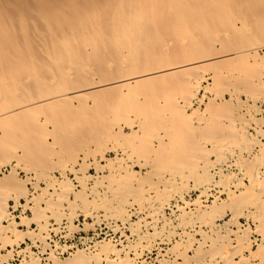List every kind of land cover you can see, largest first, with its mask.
<instances>
[{"label":"bare ground","instance_id":"bare-ground-1","mask_svg":"<svg viewBox=\"0 0 264 264\" xmlns=\"http://www.w3.org/2000/svg\"><path fill=\"white\" fill-rule=\"evenodd\" d=\"M171 47L183 59L171 62L170 58L169 63L156 59L160 56L156 50ZM244 62L254 71L250 85L259 88L261 95L232 86L213 93L212 85L248 79L249 72L244 69L248 64ZM236 63L241 66L228 67H236ZM204 66L211 73L200 74ZM183 76L185 94L181 92L174 101L158 102L156 109L160 107L164 119L175 121L185 135L184 130L200 132L219 125L229 129L233 126L237 141L227 142L230 145L219 140L201 141L185 149V162H192L185 170L175 166L176 169H161L157 157H141L136 148L145 146L155 155L164 150L171 155L177 152L171 145L175 147L177 143L168 128L153 131L151 119L157 111L145 96L154 82ZM28 85L47 86V90L32 98L24 94L13 105L0 104V118L40 105L54 111L57 104L69 99L78 101L82 95L91 98L90 109L94 112L100 104L97 98L115 90L121 91L116 105L121 99L130 102L137 98L139 102L131 101L130 111L110 118L112 124L105 128L110 138L105 137L107 142L101 149L93 140L94 145L85 149L78 161H72L64 170L59 168L58 177L44 175L48 179L43 178L46 187L42 191H50V195L43 202L42 213L50 210L52 216H24L36 202L27 192L11 194L4 200L0 229L10 235L8 238L14 236L7 238V250L21 248L22 241L29 238L34 244L43 243L42 253L48 248L52 262L59 263L58 247L46 242L53 226L50 219L58 226L65 221L64 225L74 229L77 216L65 212L78 207L96 223L106 220L115 232L128 226L136 245L120 248L112 241L99 243L95 250L92 248L94 251H78L71 260L62 261L64 264H137L145 250L152 251L156 239L170 243L172 237L178 238L177 245L162 264H264V256H260L264 249V128L258 118L264 113V0H0V100ZM47 116L41 121L43 127L52 124L56 133L54 118L48 121L51 117ZM78 125L79 131L85 127L76 124L68 134H80ZM74 130L77 132L72 133ZM56 134L52 138L49 135L54 141L51 144L63 147V141V145L56 141ZM87 161L94 174L81 168ZM13 163H5L3 169ZM236 170L240 173L230 179ZM3 175L2 172L1 180L6 177ZM8 177L7 180L11 178ZM190 181L194 182L192 189L199 193L195 201L187 199ZM6 184L12 187V183ZM223 196L230 204L226 205L228 212L225 208L217 210L225 205ZM211 198L213 201L207 204ZM21 208L22 216L13 215ZM36 209H40L39 205ZM167 210L178 211L179 221L168 218ZM134 215L142 219L133 223ZM251 224L260 241L252 238ZM197 236L201 241L196 240ZM20 253L26 257L21 264H41L40 256L30 247ZM1 256L0 264L10 263L13 258Z\"/></svg>","mask_w":264,"mask_h":264},{"label":"rangeland","instance_id":"rangeland-1","mask_svg":"<svg viewBox=\"0 0 264 264\" xmlns=\"http://www.w3.org/2000/svg\"><path fill=\"white\" fill-rule=\"evenodd\" d=\"M216 32L217 31H215L214 33H216ZM217 33L219 34V32H217ZM208 34L211 35L210 33H208ZM208 34H207V36H208ZM174 47L168 48V50H167V48L165 50L160 49L161 51L156 50V52H157L156 54L159 53L161 56V58L159 56L156 59H159V60L164 59L163 60L164 63H169L171 60H172L171 62H177L178 60L180 61V59H183L182 56H180V55L178 56V54H176L175 51H177V50ZM173 48H174V51H173ZM177 49H178V47H177ZM169 53H171V54L169 55ZM173 53H174V55H173ZM184 53H185V51H184ZM182 54H183V52H182ZM183 56L185 57V55H183ZM170 58H171V60H170ZM173 59H175V60H173ZM237 64L238 63H236L235 66ZM243 64L246 66L248 63L244 62ZM229 65H233V63H231ZM239 66H241V65L239 64L236 67H234V66H228V67H231V68L233 67L236 69ZM248 66H249V64L246 66L247 68H244V69H245V71L249 72V75H248L249 80L248 79H246L245 81L243 80L244 82L242 80L241 81H234L235 83L233 81H232V83L225 81V82H222L219 85H217V87H213V85H212V87H210V88L214 89L213 93L219 92L223 89L226 90V89L232 88V87L238 91H242V92L246 91V92H250L252 94H257V95L262 93V91L261 92L259 91V88L252 87L250 85V83H251L250 79H251V77H253L254 71H253V69L248 68ZM204 67L207 69V66H204ZM201 68H199V70ZM206 69L204 70V68H202V70L199 71L200 74L211 73V69H207V70ZM248 70H250V71H248ZM183 79H184V76L183 77H177V78H171L170 77V79L168 78L166 80L154 82L153 84H151V89L148 92L149 94L145 96V97H148L147 99L153 101V103H154L153 106L155 108L154 109L152 107L153 111L154 110L157 111V113L154 111L155 113L153 114V117L150 116L153 118V119H151L152 120L151 121V128H153L155 126L153 128V131L168 128L171 131V133L173 135H175L174 141L177 143V145H174L175 147H172V145H171V149L174 148V149H176L175 152L177 151L175 154H174V151L171 152L172 156L170 155V153L166 152L165 150L162 153H159V154L156 153V155H155V152L150 151V149H151L150 147L145 148V146H143V148H141L139 146L138 147L139 149L136 148V152L141 157L145 156V158H147V157L150 158V156H151V158H153V159H155L157 157V165H159V168H161V169H166V168L168 169L170 167L169 169H171V168L176 169L177 168V170H183V169L185 170V168H187L189 166V164L192 163L191 159L189 160L190 162H185V149L187 150L189 147H193L194 146L193 144L196 145L197 143H199L201 141L210 140V139L211 140H219L220 142L222 141V143H224V141H225L226 145L227 144L230 145L231 142L235 143L237 141V139H235L237 137H235L236 135L234 134L235 129L232 128L233 126L231 127L232 129L231 128L229 129L228 126H227L228 128L227 127L221 128L219 125V127H216V129H214L213 127H212L213 129H210V127H209V129H205L203 131L201 130L200 132H199V130L197 132L194 131L195 133L192 132L193 130L192 131L191 130H187V131L184 130L188 136L191 135L190 137H188L187 135L184 134L183 130L181 131L178 128L177 123H174L175 121L167 120L168 118L164 119V117H166V116L161 115L160 107L156 109L158 102L166 100V99L169 101H174L175 96L177 98L178 94L181 95V92H182V95H183V93L185 94V91L182 90ZM207 84H210V83L207 82ZM32 86L28 85L27 87L24 86V87H19L18 89L16 88L15 90H12L11 96L8 95L7 98H5L4 100L1 99L0 104H3V103L4 104H9V103L10 104H12V103L16 104V103L20 102V100H21L20 98H22V97H25V96L26 97L30 96V98H32V96L36 97L37 94L40 95L39 93L41 91H43L45 89L47 90V88H46L47 86L45 88L44 87L39 88L35 85H32ZM141 89L143 91H145L144 87ZM147 89H148V87H147ZM215 90H217V91H215ZM224 90H223V92H224ZM211 93H212V91H211ZM24 94H25V96H24ZM106 94L107 95H104L102 93L101 96L98 95L100 97L97 99L99 100L98 103H100V104H98L99 107H97L98 111L94 110V112L92 109H90V105L92 104L91 98L90 97L88 98V95H84V96L82 95L79 97L78 101L69 99L68 101L66 100L64 102H61L60 104H57L56 109H54V111H50L47 108V106L40 105V107L37 106L38 108L37 107H33L34 109L29 108L28 110H24L23 112H20L19 114H16V115L13 114L12 116L0 118V175L3 172V174H4L3 177L4 176L11 177L9 180H7L5 177L4 179H6V181H4V179L3 180L0 179V203L2 202L0 204V206L2 204H4L5 199L9 198V196L10 197L12 196L11 194L17 193L19 195H22L25 192H27V193L32 195L31 198H33V200L35 199L36 202L35 203L32 202V206H33L32 210H25L24 216H27L29 218L43 217L44 214H45V216H52V214H51L52 211H50V210H46L45 213L43 210L44 214L42 213V208L45 207L44 203L49 198V195H50V191H48V192L46 191L47 194L44 190L42 191V189H44L46 187L45 186L46 182H45V180L43 181V178H45L46 176L47 177L49 176L48 178H50V179L52 178V176L58 177L59 173L61 171L60 169L64 170L65 167L67 168L68 165H70L69 163H71L72 161L75 162L76 159H77L76 161H78L80 159L81 155L84 154V152L86 150H88V147L90 148L91 146L94 145L93 142L95 144L99 143L100 144L99 148L101 149L105 145L104 143H106L107 140L110 138V136L108 135V133H110V131L107 133V131H106L107 129H105L108 126L110 128V126L112 124V123H110L111 122L110 118L114 115L122 116L123 115L122 111H124V112L130 111L129 109H130V102L131 101H136V103L139 102V101L137 102V100H138L137 98L136 99L134 98V100L131 99L130 102L128 101V99H121L120 103L116 105L115 102H116L117 98H119L121 96V91L115 90L109 94L108 93H106ZM180 95H179V97H180ZM156 101H157V103H156ZM124 107H126V108H124ZM136 107H138V106H136ZM142 108H144V106ZM231 108L232 107H230L228 109H231ZM158 109H159V112H158ZM225 110H226V108H225ZM262 110L264 112V104H262ZM228 114H231V113H228ZM45 115L46 116L49 115L51 117V120H49V118H48V121H52V119L54 118L53 123L56 122L54 124L55 125L57 124L56 125L57 129L55 131L57 134L53 133L54 131H52L53 130L52 124H50L52 127L50 125H48L47 128L43 127L44 124L41 123V121H43ZM156 115H157V117H155ZM261 115L262 116H259L258 118H259V121L261 120L260 121L262 124V125L260 124L261 127L264 128V126H263L264 125V121H263L264 120V113H262ZM233 116H232V118H233ZM232 118H230V119H232ZM167 123H170V124H167ZM76 124H82L83 125L82 128L84 126L87 128H85V127L83 129L81 128L82 130H80L81 131L80 132L79 131L80 128L78 125L77 129L81 135L75 134L76 136H72V135L68 134ZM88 125H90V126H88ZM102 127L105 130H103ZM58 128H59V130L61 129L60 132H59ZM94 128H95V130H94ZM218 128H219V130H218ZM90 129H91V132L89 131ZM92 129L94 130V132ZM175 129L177 132L174 131ZM50 130L52 131L51 133L49 132ZM76 130H74L72 133H74ZM208 130H210V131H208ZM231 130H232V132H231ZM4 131H6V132L4 133ZM213 132H216V134L215 133L213 134ZM2 133H4L5 135ZM90 133H92L94 135L91 136L92 134L90 135ZM201 133H203V134H201ZM52 134L53 135L56 134L55 136H56V138H58L56 141H58V143H59V140L61 141L60 144L63 145V143H64L63 147L58 145V144H56V146L51 144L54 142V141L53 142L50 141V139L53 136ZM183 134H184V136H183ZM49 135L50 136L52 135L51 138L49 137ZM181 135H182V137H181ZM209 135L212 138H210ZM105 137L107 138V140L105 139ZM187 137H188V139H187ZM103 138L105 139V142H104ZM183 138L185 139V142L182 141V140H184ZM200 138H202V139H200ZM100 139H102V140L100 141ZM186 139H187V141H186ZM234 139L236 141H234ZM115 140L116 141L119 140L118 136H117V138H115ZM62 141H63V143H62ZM180 141H182V142H180ZM227 142H230V143H227ZM183 143H187V144H183ZM190 144L192 146H190ZM148 151H150V152H148ZM152 153L154 156L152 155ZM168 154L170 155V157H168L169 156ZM109 157L110 158L113 157V154H109ZM160 157H162V158H160ZM7 162H14L13 163L14 167L12 165L10 168L3 169L4 164ZM87 163L89 164V162L88 161L85 162V164L87 166L84 165V166H81V168L87 169L89 173L94 174L95 171L92 170L90 167L88 168ZM183 163H184V165H183ZM185 163H186V165H185ZM257 163H259V162H257ZM173 166H175L176 168ZM79 168L80 167H78V169ZM238 173H240V172L237 170L234 173L232 172V175H230L229 178L231 179L232 176H235V174L238 175ZM46 174H49V175H46ZM44 175H46V176L44 177ZM47 177L45 178L46 181L48 179ZM70 178H73L72 175H70ZM230 179H228L227 182H230ZM7 181H8L9 185H10V183H12V187L7 186V184H6ZM244 183H246V182L244 181ZM188 185L190 187V191L187 195V199L189 201L197 200L199 197V193H197L196 191H194L192 189L194 182L190 181V183H188ZM15 188L16 189L18 188L17 189L18 191ZM182 190H185V187H183ZM70 198H71V196H70ZM222 199H224L223 201H224L225 205H220L218 207L219 209L217 208V210L220 211V209L222 210L223 208H225L223 210L228 212L229 208L226 205L229 203V201L226 198V196H223ZM209 200H208L207 204H210L213 201L212 198ZM22 203L25 204V201H22ZM173 203H174V201H173ZM11 205H13V203H11ZM38 205H39L40 209H36L38 207ZM228 205L230 206V204H228ZM1 207H3V206H1ZM1 207H0V209H2ZM77 208H74L72 211L68 210L65 212L67 214H71V213L73 214V212H74L75 213L74 215L77 216L74 219V225L76 226V228H74V229L70 230L68 228V225H64L66 223L65 221L62 223V225L58 226V225H55L56 221L54 219H52V218L50 219V224L53 226L50 228L51 229L50 238L46 242L49 243V245L51 247H54V248H56V246L58 247L57 252H56V257L60 261L57 264H61L62 261L64 263H66L67 261L71 260L74 257V255L77 254L78 251L91 250L92 248L94 249V247L97 244L103 243V242L112 241L114 244H118L120 248H122V245L124 247H126V246L129 247L130 245H136L135 237H134V235L132 236V234H131L132 231L129 228H127L128 226L123 225L125 227L121 226V229L115 232V231L111 230L112 228H110L108 226V222L106 220L104 221V219H102L101 223L100 222L96 223L91 218L86 217V215L84 214L85 212H83V210L85 211V209L81 210V208H80V210H79ZM91 208H92V206L86 207V210L87 209L90 210ZM34 209H36V213H35ZM38 210H40V212H41L40 214H39ZM2 211H3V209L0 210V213H2ZM23 212H24L23 208H21L18 211H15L13 215L22 216ZM2 214H0L1 215L0 219L3 218ZM36 215H38V216H36ZM40 215H42V216H40ZM178 215L180 217V214L178 211H175V210H167L166 211V216L168 218H170L173 222H176L177 219L179 221L180 218L178 217ZM141 217L142 216L136 217L134 215L131 217V220L133 223H135L134 222L135 220L138 223L142 219ZM148 221H150V220H148ZM242 223L244 225H248V223L245 220H243ZM65 226H67V227H65ZM254 227L255 226L251 224V231L253 230L252 231V238L253 239L255 238L256 239V240L254 239L255 241H260L258 234H256L257 233L255 230L256 228H254ZM32 228L34 230H36L37 226L33 225ZM56 228L58 229L57 232L54 231V229H56ZM21 229L25 230V227H21ZM141 230L144 232L143 228ZM3 231L0 229V256L1 255H7V257H10L12 255V257H13V258L9 259L10 263H7V264H21L23 262V260L26 259V257L23 255V253H20V251H22L23 249H26V247H30L34 253H36L38 256H40L39 258H40L41 264H54L53 263L54 260L52 262L51 257L47 253V252H49L48 251L49 249L47 248V251L45 253L44 252L42 253V250L44 248V244L41 242H38V241H36V244H34V242L29 238H26V239H24V241H22L21 248H18L17 246L15 247V249L9 248V250L12 251V253H9L8 252L9 250H7V247H5V245H7V241H9L8 239L14 238V236L11 235V238H8V236L10 237V235L7 234L6 232L4 233ZM120 231H122V232H120ZM253 232H255V233H253ZM177 240H178L177 237H172V239L169 240L170 243H168V241L162 242L159 238L156 239V241L154 242V246H153L152 251L150 252L148 249L145 250L143 256L141 257V259L138 260L137 264H162L161 263L162 259L166 256L167 253L170 252V250H173L175 248L174 245L175 246L177 245L176 244ZM196 240L201 241V237L197 236ZM156 242H158V243H156ZM62 248H65V251L62 250ZM256 248L257 247H255V249ZM260 254H261L260 256H262V255L264 256V249L260 252ZM0 258H1L0 260L3 259L2 256ZM64 263H62V264H64ZM68 264H69V262H68Z\"/></svg>","mask_w":264,"mask_h":264}]
</instances>
